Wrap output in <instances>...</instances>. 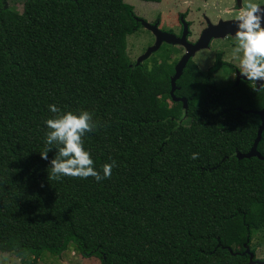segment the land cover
<instances>
[{
  "label": "trees",
  "instance_id": "trees-1",
  "mask_svg": "<svg viewBox=\"0 0 264 264\" xmlns=\"http://www.w3.org/2000/svg\"><path fill=\"white\" fill-rule=\"evenodd\" d=\"M138 20L124 0H22L21 13L0 4V254L248 264L246 245L264 260V160L238 158L261 125L244 112L264 103L191 63L175 81L185 106L170 103L175 62L128 57ZM49 104L93 114L83 143L97 169L115 161L109 178L47 179ZM256 151L264 158V131Z\"/></svg>",
  "mask_w": 264,
  "mask_h": 264
},
{
  "label": "clouds",
  "instance_id": "clouds-1",
  "mask_svg": "<svg viewBox=\"0 0 264 264\" xmlns=\"http://www.w3.org/2000/svg\"><path fill=\"white\" fill-rule=\"evenodd\" d=\"M264 4L248 0L235 18L234 37L239 71L236 73L258 85L264 84ZM53 115L44 121L47 131L44 135V150L39 152L48 161L47 179L61 180L63 177H92L101 182L112 175L115 161L104 163L99 169L89 150L84 147L83 138L94 132L99 122L88 110L64 111L56 104H49ZM54 156L49 160V151ZM199 154L191 153L190 159H198ZM19 264V260L15 261Z\"/></svg>",
  "mask_w": 264,
  "mask_h": 264
},
{
  "label": "flooded vegetation",
  "instance_id": "flooded-vegetation-1",
  "mask_svg": "<svg viewBox=\"0 0 264 264\" xmlns=\"http://www.w3.org/2000/svg\"><path fill=\"white\" fill-rule=\"evenodd\" d=\"M194 1L195 0H188L184 2V4L188 3L189 10L187 9L185 13L183 12V14L181 13L182 15H179L181 17L177 22L178 26L176 29L170 28L166 31L174 36L173 40H175L176 43L163 42L158 50L152 53L151 56H169L170 61L175 62L173 74L170 78L174 75L176 65L185 56H191L186 65L191 63L204 76L211 75L218 88L242 86L250 90V101L256 102L262 100L264 103V84L259 85L258 83L257 85L236 74L239 71L238 58L240 53L236 51V40L234 37L235 25H233V23L235 22L238 12L244 7V0H202V26L200 27L201 31L199 34H196L191 29V19H189L187 25H184V27L182 25V22L190 16L189 14L193 13L191 7L194 6ZM10 2L19 3L22 6V0H0V4L12 8ZM258 3L264 4V0H259ZM198 13L201 12L199 11ZM154 23H156V21ZM141 27L140 25V28ZM155 42L156 37L153 36V46ZM199 44L202 45V49H195L198 52L209 50L213 53L209 64L204 66V70H201L198 65L199 59H197V57L200 58L201 56H197V51L194 50ZM161 49L167 51V53L163 54ZM222 82L223 86L219 84ZM173 96L175 99H182L176 97L174 93ZM169 98L170 103L172 101L176 102L170 96V92ZM262 109H264V106L258 110H251V112H259Z\"/></svg>",
  "mask_w": 264,
  "mask_h": 264
},
{
  "label": "rangeland",
  "instance_id": "rangeland-1",
  "mask_svg": "<svg viewBox=\"0 0 264 264\" xmlns=\"http://www.w3.org/2000/svg\"><path fill=\"white\" fill-rule=\"evenodd\" d=\"M185 1L188 0H161L160 3H145L139 0H124L126 4L130 5L133 8L136 17L141 20L140 23L144 22L148 25L156 24L157 30L159 32L165 33H167L166 31H168L170 28L176 29V27L178 26L177 22L181 17L179 15H182L183 12L185 13L187 9L189 10L188 3L184 4ZM258 1L259 0H256V2ZM247 2L248 0H244V6H246ZM10 4L12 8L21 13L22 6L19 3L17 4L10 2ZM191 9H193V13L189 14L190 16L182 22V25L184 27V25H187L189 23V19H191V29L196 34H199V32L201 31L200 27L202 26V0H195L194 6H192ZM199 11L201 13H198ZM155 21L156 23H154ZM153 36L156 37L152 34L151 31H149L142 25V27L137 32L129 35L126 38L127 53L129 59L132 62H136L141 54L143 55L148 48L153 46ZM161 51L163 50L161 49ZM164 53H167V51H163V54ZM196 55L201 56L200 58L197 57V59H199L198 65L201 70H204V66L209 64L213 53L209 50H206L204 52L197 51ZM219 84L223 86V82ZM262 236L263 241L261 240V234H256L252 240L254 245L257 244L259 240H261L262 242V245L256 249L255 257L257 259H264V235L262 234ZM17 259L19 260V264H100L96 258L85 259L80 257L74 252L73 248L67 250L59 257L44 255L42 258L34 261L33 259H20L13 255L0 254V264H15V261Z\"/></svg>",
  "mask_w": 264,
  "mask_h": 264
},
{
  "label": "water",
  "instance_id": "water-1",
  "mask_svg": "<svg viewBox=\"0 0 264 264\" xmlns=\"http://www.w3.org/2000/svg\"><path fill=\"white\" fill-rule=\"evenodd\" d=\"M139 22L141 20H138ZM141 26L143 25L144 27H146V29H148L149 31L152 32L153 35L156 36V42L154 44V46H151L150 48L147 49V51L142 55L140 56L137 60H136V65L140 64L141 62L145 61L146 59L149 58V56H151L152 53H154L155 51L158 50V48L160 47V45L164 42V43H176L174 39V36L170 35L169 33H165V32H159L156 28V24L155 25H148L144 22H141L140 23ZM233 25H235V22L233 23ZM197 49V50H201L202 49V45H198V47L194 48V50ZM195 50V51H197ZM191 56H185L175 67V73L173 75V77L171 78L170 80V96L172 97V99L174 101H181L184 106L186 104V101L185 99H175L174 96H173V93L174 91L176 90V86H175V81L177 79H179L188 59L190 58ZM248 80V79H247ZM245 114H248V113H254L256 115H258L260 117V120H261V125L258 129V132H257V137L254 141V144L253 146L251 147L250 151L245 154V155H240L238 156L239 159L241 158H251V157H256L260 160H264V158H262L258 153H257V145L261 139V135H262V132L264 131V109H262L261 111L259 112H244ZM244 248H245V252L244 254H247L249 256V260H248V264H264V260L263 261H257L255 260L254 261V255L249 251V249L246 247V245H244Z\"/></svg>",
  "mask_w": 264,
  "mask_h": 264
}]
</instances>
